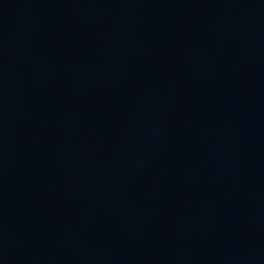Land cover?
<instances>
[{
	"label": "water",
	"instance_id": "water-1",
	"mask_svg": "<svg viewBox=\"0 0 264 264\" xmlns=\"http://www.w3.org/2000/svg\"><path fill=\"white\" fill-rule=\"evenodd\" d=\"M0 264H264V0H0Z\"/></svg>",
	"mask_w": 264,
	"mask_h": 264
}]
</instances>
